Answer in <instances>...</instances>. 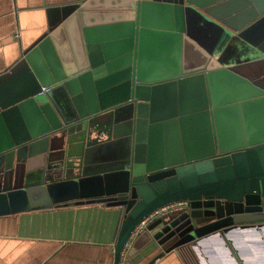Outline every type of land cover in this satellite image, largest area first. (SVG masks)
I'll list each match as a JSON object with an SVG mask.
<instances>
[{"label": "water", "instance_id": "1", "mask_svg": "<svg viewBox=\"0 0 264 264\" xmlns=\"http://www.w3.org/2000/svg\"><path fill=\"white\" fill-rule=\"evenodd\" d=\"M219 1L64 5L60 21L0 73V215L116 207L121 264L145 217L187 201L147 224L143 248L161 250L147 264L189 242L201 262L206 238L231 264H247L232 230L264 225V77L253 68L264 50L246 37L264 21V0L261 16L232 37L255 56L214 55L189 32L188 17L222 22L215 10L233 0Z\"/></svg>", "mask_w": 264, "mask_h": 264}, {"label": "crops", "instance_id": "2", "mask_svg": "<svg viewBox=\"0 0 264 264\" xmlns=\"http://www.w3.org/2000/svg\"><path fill=\"white\" fill-rule=\"evenodd\" d=\"M75 1L79 0H0V73L19 58L21 49L31 47L60 21L64 5ZM120 221L116 207L101 204L1 214L0 264H114ZM141 234L131 241L121 264H147L161 251L154 245L143 248ZM208 248L214 246L203 249L209 262ZM152 264L186 263L178 250H171Z\"/></svg>", "mask_w": 264, "mask_h": 264}, {"label": "rangeland", "instance_id": "3", "mask_svg": "<svg viewBox=\"0 0 264 264\" xmlns=\"http://www.w3.org/2000/svg\"><path fill=\"white\" fill-rule=\"evenodd\" d=\"M258 1L259 0H233L221 5V7L215 10V13H217L224 24L222 22L216 21L215 25L217 27L215 26L213 28L210 26V23L205 26L203 23L195 21L193 17H188L189 32L195 39L198 40L201 45H203L214 55H217V53L220 51L223 52L224 50L228 53H233L238 50L240 52H248V50H250L251 55H259V52L250 49V47H246L245 49L244 46L247 44L245 41H239L237 38H233L232 40V37L235 35V33L242 29L244 25L249 23L253 18V21H255L261 16L258 15L260 12H262L260 9L261 7L258 5ZM217 2L220 1L217 0ZM198 14L201 15L200 13ZM206 16L213 19V17H211L209 14ZM247 36L248 38L258 37L259 44L257 47L260 50H264V21L259 24L256 29L249 33V35H246V37ZM229 42L230 44L228 45L227 43ZM256 68L258 69L259 67L256 66ZM260 221H264V219H260ZM233 230L232 239L234 244L239 248L240 252H243L246 263L264 264V228H250L247 230H239L237 228ZM243 231L249 232L243 233ZM211 239L212 238L204 239L202 242L203 244H201L202 247L200 246L201 251L205 249L207 244L214 246L212 249L208 248L210 254V264H223L221 258L222 255L223 259L225 258V261L227 262L226 264H231L230 260L226 257L225 252L223 251V253L219 249V246H217ZM202 256L205 258L204 253ZM205 262L206 264H209L206 258Z\"/></svg>", "mask_w": 264, "mask_h": 264}, {"label": "built area", "instance_id": "4", "mask_svg": "<svg viewBox=\"0 0 264 264\" xmlns=\"http://www.w3.org/2000/svg\"><path fill=\"white\" fill-rule=\"evenodd\" d=\"M49 88L43 87L41 93L46 92ZM189 208V202L181 201L170 203L166 206H163L147 217H145L132 231L127 242L124 244L123 250L121 252V263L126 258L128 249L131 245V241L139 234H141L147 227V224L153 221L155 218H160L164 215H173L185 211Z\"/></svg>", "mask_w": 264, "mask_h": 264}, {"label": "trees", "instance_id": "5", "mask_svg": "<svg viewBox=\"0 0 264 264\" xmlns=\"http://www.w3.org/2000/svg\"><path fill=\"white\" fill-rule=\"evenodd\" d=\"M176 250L181 253L186 264H200L192 248V243L189 242L182 244L178 246Z\"/></svg>", "mask_w": 264, "mask_h": 264}, {"label": "bare ground", "instance_id": "6", "mask_svg": "<svg viewBox=\"0 0 264 264\" xmlns=\"http://www.w3.org/2000/svg\"><path fill=\"white\" fill-rule=\"evenodd\" d=\"M262 228H264V227H262ZM257 229V228H256ZM234 231V230H233ZM247 232H249V231H243V233H247ZM211 240H213L214 241V243L218 246V242L215 240V238H212ZM204 241V240H203ZM201 244H203V243H201ZM198 250H199V253H200V255H201V257H202V264H206V262H205V258L202 256L203 255V251H201L200 250V247H198ZM242 251V250H241ZM240 254H241V257L243 258V259H245V256H244V254H243V252H240ZM200 257V256H199Z\"/></svg>", "mask_w": 264, "mask_h": 264}, {"label": "flooded vegetation", "instance_id": "7", "mask_svg": "<svg viewBox=\"0 0 264 264\" xmlns=\"http://www.w3.org/2000/svg\"><path fill=\"white\" fill-rule=\"evenodd\" d=\"M229 56V54H227V56L225 57L226 59H227V57ZM225 59V60H226ZM256 66H258L259 68H260V70H261V72H258L257 74H258V76L259 75H261V74H263L261 77H264V63L262 62V63H258V65H256ZM256 66H254L253 68L255 69L256 68ZM257 69V68H256ZM258 70V69H257ZM261 79V78H260Z\"/></svg>", "mask_w": 264, "mask_h": 264}]
</instances>
